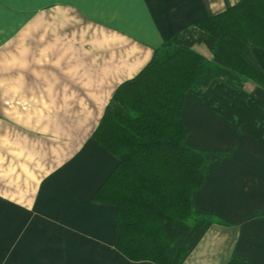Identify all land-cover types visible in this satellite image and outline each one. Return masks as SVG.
Instances as JSON below:
<instances>
[{
    "label": "crops",
    "instance_id": "obj_1",
    "mask_svg": "<svg viewBox=\"0 0 264 264\" xmlns=\"http://www.w3.org/2000/svg\"><path fill=\"white\" fill-rule=\"evenodd\" d=\"M237 1L0 0V264H156L114 246L116 207L92 197L117 159L92 132L156 48ZM181 120L225 154L193 193L212 222L181 264H264V88L214 79Z\"/></svg>",
    "mask_w": 264,
    "mask_h": 264
},
{
    "label": "trees",
    "instance_id": "obj_2",
    "mask_svg": "<svg viewBox=\"0 0 264 264\" xmlns=\"http://www.w3.org/2000/svg\"><path fill=\"white\" fill-rule=\"evenodd\" d=\"M252 45L264 49V0H238L166 39L108 101L92 138L117 163L92 199L116 207L113 242L128 259L181 264L211 224L192 196L208 164L225 154L186 142L182 105L214 79L264 88Z\"/></svg>",
    "mask_w": 264,
    "mask_h": 264
},
{
    "label": "rangeland",
    "instance_id": "obj_3",
    "mask_svg": "<svg viewBox=\"0 0 264 264\" xmlns=\"http://www.w3.org/2000/svg\"><path fill=\"white\" fill-rule=\"evenodd\" d=\"M202 49H204L205 51H207L203 46H200Z\"/></svg>",
    "mask_w": 264,
    "mask_h": 264
}]
</instances>
